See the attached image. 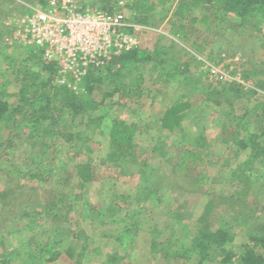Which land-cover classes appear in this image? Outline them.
<instances>
[{
  "label": "rangeland",
  "instance_id": "obj_1",
  "mask_svg": "<svg viewBox=\"0 0 264 264\" xmlns=\"http://www.w3.org/2000/svg\"><path fill=\"white\" fill-rule=\"evenodd\" d=\"M123 1L129 22L144 27L140 43L150 48L159 39L167 46L173 44L170 55H179L182 61L189 62L186 75L192 81L186 84L183 73L169 80L162 73L161 64L147 62L128 75V80L143 76L138 84L139 93L123 96L117 92L108 98V103L121 104L110 108L111 111L117 110L128 122H136L140 127L135 138L137 158L124 161L120 168L106 161L110 149L105 129L93 133L92 141L80 148V156L75 154L77 148L71 149L63 141L50 156L37 154L30 147L27 130L6 129L0 133V254L11 255L14 248H23L34 236L38 241L50 238L63 252L57 260L44 264H73L66 249L82 242L87 250L81 264H111L114 252L121 261L137 264H198L197 253L191 261L180 250L191 244L200 218L206 219L204 223L210 222L213 231L230 229L235 235L231 248L236 253H241L243 245L250 242L249 234L255 232V227L264 223V166L256 173L252 186L243 192L242 184L232 173L247 154L237 152L230 140L231 131L239 126L245 111L263 99L264 23L260 28L253 23L239 26L240 20L230 13L209 17L205 23L203 18L209 12L197 7L191 14L198 19L187 22L184 33H174L169 18L176 3L154 10L149 23H140L134 20L135 11L126 4L129 0ZM87 2L101 10H107L101 4L111 5L104 0ZM39 6L33 0H3L0 25L8 26L14 16ZM114 6L118 8V4ZM9 36L0 38V83L12 94L9 101L15 105L22 84L42 79L47 72L40 63L27 60V52L5 48ZM211 65L231 71L232 76L242 74L237 92L227 88V81H222L226 85H219L220 80L211 74ZM195 81L200 87L196 91L192 84ZM203 88H218L221 94L214 98L219 97L221 103L207 101ZM186 91L193 110L184 125L195 135L203 132L207 142L201 149L202 160L189 172L175 168L188 144L185 146L180 133L162 129L159 122L160 113ZM103 109L109 110L106 105ZM249 126L251 130L256 128L253 123ZM86 161L94 164L96 176L87 191L76 197L74 164ZM64 165L66 172L62 170L61 176L67 175V181L59 174ZM37 166L46 169L42 181L29 173ZM52 168L54 171L46 177ZM4 192L6 197L1 195ZM62 195H66L65 201L57 203ZM53 197L54 204L48 207V200ZM179 205L182 207L177 210ZM173 210L182 216H173ZM12 211L33 212L34 220L30 222L22 214L6 220ZM70 229L83 231L86 238L78 241L71 236ZM155 242L159 244L154 245ZM256 250L264 254V247L258 245ZM9 264L27 262L23 256ZM35 264H41L39 258H35ZM203 264L243 263L239 258L224 261L217 256Z\"/></svg>",
  "mask_w": 264,
  "mask_h": 264
},
{
  "label": "trees",
  "instance_id": "obj_2",
  "mask_svg": "<svg viewBox=\"0 0 264 264\" xmlns=\"http://www.w3.org/2000/svg\"><path fill=\"white\" fill-rule=\"evenodd\" d=\"M2 1L0 0V9ZM33 1H37L43 7L48 5V0ZM79 1L85 6H90L87 0ZM118 1L104 0V2H111V5L103 7L104 5L101 4L102 9L113 11L115 3L117 5ZM174 3L176 4L169 18L175 29L174 33H184L187 22L194 23L198 19L191 14L192 10L197 7L209 12L203 18L205 23L207 18L217 17L221 13H230L236 16L240 20L239 26L253 23L255 27H259L264 23V0H129L126 4L135 11L134 20L140 23H149V18L154 10L169 8ZM11 32V27L0 25V38L5 34H11ZM4 46L5 48L27 52V60L31 59L40 63L47 75L42 79L23 83L18 92L19 101L15 105L9 101L12 94L7 92L3 84L0 83V133L6 129H10V131L27 130L30 147L36 149L35 153L44 156H50L51 153L56 152L58 143L62 141L66 142L71 149L77 148L75 154L80 156V148L92 141L93 133L99 129H105L110 149L106 161L120 168L124 161L137 158L138 144L135 138L140 127L136 122H128L117 110L116 112L111 111L110 108L121 104L119 102L108 103V98L117 92H121L123 96L139 93L138 84L143 76L140 75L136 79L128 80V75L135 68L147 62L155 61L161 64L162 73L169 80L175 78L178 73H183V80L186 84L192 81V78L188 74L186 75L189 70V62L182 61L179 55H170L173 44L167 46L160 39L152 48L140 43L137 47L115 56L104 66L91 67L81 81L78 90L56 81L57 64L54 61L43 60L42 50L18 43L5 44ZM262 71L264 72V69ZM221 82V80L218 82L219 85H226ZM198 83V81L192 83L195 85L194 88L191 85L195 91L200 88ZM226 83H228L227 88L234 92H237L241 86L238 81L230 82L231 84ZM110 85L113 86L112 89L109 88ZM192 88L190 87L191 90ZM191 90L188 89L190 92ZM202 92L207 101L212 100L216 104L221 103L219 97L214 98L218 96V88H214L212 91L203 88ZM262 96L261 101L245 111L238 121L237 125L239 126L233 129L230 134V140L237 152L244 151L247 154V157L232 173V176L242 184L243 192L252 186L256 173L264 166V95ZM103 105H106L109 110H104ZM192 110L193 102L186 91L175 97L159 115L160 127L174 133H180L185 146L188 144L180 162L175 167L177 171L189 172L198 164L202 160L201 149L207 143L203 132L195 135L184 125ZM257 115H260L261 119ZM18 116L20 118H17ZM19 121H22L23 124H20ZM252 123L256 125L254 130H251L249 126ZM65 169L66 166L64 165L59 174L60 177H65L67 181V175L62 174L61 176L62 170L66 172ZM74 169L77 178L75 196L81 197L87 191L89 182L95 179V167L94 164L86 161L76 162ZM44 171L46 169L37 166L31 168L29 173L33 179L42 181ZM52 171H54L53 168L49 170L46 177H50ZM1 195L6 197L7 192ZM54 198L56 197L48 200V207H52ZM65 199L66 195H62L57 198L56 202L62 203ZM181 207L179 205L177 210ZM171 213L175 217L182 216L181 212L176 210ZM21 214L28 217L30 222L34 220L33 214L35 213L30 211H12L6 220L10 221L13 217ZM204 220L206 219L202 217L196 223V234L191 239V244L180 250L188 259L191 260V257L197 253L198 264H203L204 261L217 256H222L224 261L239 258L243 264H264V254L256 250L258 245L264 247V223L255 227V232L249 234L250 242L243 245L241 253H236L231 248L235 237L233 232L227 228L213 231L211 230V223H204ZM70 234L78 241L86 238L83 231L75 232L70 229ZM37 238L33 236L30 242L23 245V248H14L11 255L1 253L0 263L9 264L19 261L24 256L27 264H35V258H39L41 264H44L55 261L62 256L63 252L57 248L55 241H51L50 238L38 241ZM158 244L159 242H155L154 245ZM86 247L85 242L68 246L66 253L73 260V264L82 263V258L87 250ZM110 261L111 264H137L132 261H121L117 252L111 255Z\"/></svg>",
  "mask_w": 264,
  "mask_h": 264
},
{
  "label": "built area",
  "instance_id": "obj_3",
  "mask_svg": "<svg viewBox=\"0 0 264 264\" xmlns=\"http://www.w3.org/2000/svg\"><path fill=\"white\" fill-rule=\"evenodd\" d=\"M120 0L109 11L83 5L79 0H48L28 13L14 16L9 44L18 43L42 50V58L57 64L58 83L78 90L91 67L108 64L115 56L140 44L143 26L129 22ZM219 80L241 82L239 72L222 71L211 65Z\"/></svg>",
  "mask_w": 264,
  "mask_h": 264
}]
</instances>
